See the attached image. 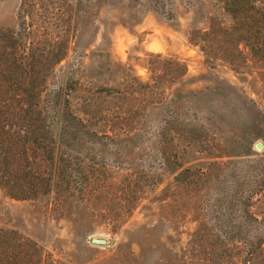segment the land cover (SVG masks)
I'll return each mask as SVG.
<instances>
[{"label": "rangeland", "instance_id": "rangeland-1", "mask_svg": "<svg viewBox=\"0 0 264 264\" xmlns=\"http://www.w3.org/2000/svg\"><path fill=\"white\" fill-rule=\"evenodd\" d=\"M68 1L0 0V32L32 15L28 42L61 37L71 18L44 89L66 82L81 121L59 152L71 188L47 206L0 190V264H243L228 231L262 239L247 264H264V72L212 64L189 42L223 11L211 0ZM175 59L185 75L160 77Z\"/></svg>", "mask_w": 264, "mask_h": 264}, {"label": "trees", "instance_id": "trees-1", "mask_svg": "<svg viewBox=\"0 0 264 264\" xmlns=\"http://www.w3.org/2000/svg\"><path fill=\"white\" fill-rule=\"evenodd\" d=\"M211 1L223 11L224 19L208 16L204 29L190 32L189 42L198 45L212 64L220 61L232 69L264 72V0ZM164 5L161 10L172 20V11ZM34 7L31 3L28 9ZM19 15L21 22L15 31L0 32V190L12 199H42L47 206L54 194L71 188L70 173L60 165L59 152L67 149L68 137L81 132V121L75 119L66 100L67 83L48 92L44 89L46 72L68 54L72 20L67 18L61 37L28 42L22 38L32 27L26 16L32 15ZM167 63L160 77L185 75L184 64L176 59ZM228 232L227 241L243 244L238 251L247 264L258 253L262 239L252 241L240 231Z\"/></svg>", "mask_w": 264, "mask_h": 264}, {"label": "water", "instance_id": "water-1", "mask_svg": "<svg viewBox=\"0 0 264 264\" xmlns=\"http://www.w3.org/2000/svg\"><path fill=\"white\" fill-rule=\"evenodd\" d=\"M255 148L257 150L262 149L263 148V143L258 141L257 143H255ZM91 242L93 244H100L101 245V244H105L106 243V239L105 238H100V237H92L91 238Z\"/></svg>", "mask_w": 264, "mask_h": 264}]
</instances>
